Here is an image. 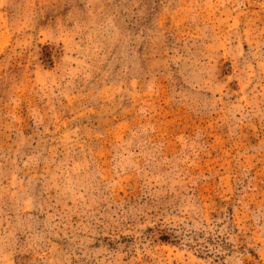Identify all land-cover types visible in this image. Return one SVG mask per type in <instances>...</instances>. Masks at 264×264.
Instances as JSON below:
<instances>
[{"label": "rangeland", "instance_id": "obj_1", "mask_svg": "<svg viewBox=\"0 0 264 264\" xmlns=\"http://www.w3.org/2000/svg\"><path fill=\"white\" fill-rule=\"evenodd\" d=\"M0 264H264V0H0Z\"/></svg>", "mask_w": 264, "mask_h": 264}]
</instances>
